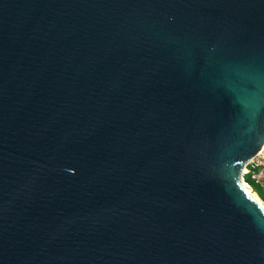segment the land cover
Returning a JSON list of instances; mask_svg holds the SVG:
<instances>
[{
    "label": "water",
    "instance_id": "water-1",
    "mask_svg": "<svg viewBox=\"0 0 264 264\" xmlns=\"http://www.w3.org/2000/svg\"><path fill=\"white\" fill-rule=\"evenodd\" d=\"M264 0H0V264H264Z\"/></svg>",
    "mask_w": 264,
    "mask_h": 264
},
{
    "label": "rangeland",
    "instance_id": "rangeland-1",
    "mask_svg": "<svg viewBox=\"0 0 264 264\" xmlns=\"http://www.w3.org/2000/svg\"><path fill=\"white\" fill-rule=\"evenodd\" d=\"M257 170H263V175L260 181H256L252 179L250 175L245 176V181L251 187V190L254 194H256L261 200L264 206V159L260 157L259 162L256 163Z\"/></svg>",
    "mask_w": 264,
    "mask_h": 264
},
{
    "label": "built area",
    "instance_id": "built-area-1",
    "mask_svg": "<svg viewBox=\"0 0 264 264\" xmlns=\"http://www.w3.org/2000/svg\"><path fill=\"white\" fill-rule=\"evenodd\" d=\"M260 157H263V159H264V150H263V152H261V154L257 158L252 160V162L246 166V168L244 170L245 172L243 175L244 181H245V176H247V175H250L252 177V179H254L256 181H260V179L263 175V170H257V168H256L257 167L256 163L259 162Z\"/></svg>",
    "mask_w": 264,
    "mask_h": 264
},
{
    "label": "bare ground",
    "instance_id": "bare-ground-1",
    "mask_svg": "<svg viewBox=\"0 0 264 264\" xmlns=\"http://www.w3.org/2000/svg\"><path fill=\"white\" fill-rule=\"evenodd\" d=\"M243 184H244V186L247 188V190L250 192V194L257 200V201H259L261 204H262V202H261V200L259 199V197L256 195V194H254L253 192H252V190H251V187L249 186V184H246L245 182H244V180H243ZM263 205V204H262Z\"/></svg>",
    "mask_w": 264,
    "mask_h": 264
}]
</instances>
